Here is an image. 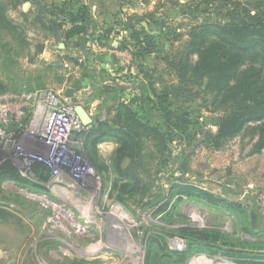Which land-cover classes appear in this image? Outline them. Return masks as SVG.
<instances>
[{
    "label": "rangeland",
    "instance_id": "obj_1",
    "mask_svg": "<svg viewBox=\"0 0 264 264\" xmlns=\"http://www.w3.org/2000/svg\"><path fill=\"white\" fill-rule=\"evenodd\" d=\"M1 1L7 18L4 23L0 21V93L22 95L25 115L36 105L35 99L40 94L50 91L57 92L71 106H84L95 120L112 121L121 96L131 100L143 91L147 99L145 109L154 120L160 121L161 112L172 109L184 122L173 131L172 168L159 164L155 153L154 158L148 159L144 173L145 176L150 172L151 176H145L144 187L135 195L121 193L113 164L118 148L114 141L98 146L97 153L107 169L97 170L83 156L81 165L86 173L78 169L76 177L71 173L72 161L69 168L62 167L58 178L39 175L32 169L33 164L20 171L15 162L28 182L6 181L0 187V264H239L219 254L197 250L178 259L171 250L187 248L183 234L186 228L208 231L218 237L217 243L222 247L262 254L251 255L255 261L246 264H264L260 214L264 206L258 198L264 192V149L250 153L252 139L248 132L229 140L220 149L208 145L207 139L215 131L216 114L206 108L203 88L195 87L165 102L156 99L138 75L136 44L129 39L127 29L134 25L154 41L156 50L138 61L149 70L158 68L159 76L165 66L159 55L181 43L175 41L179 33L183 40L187 39L185 32L192 18L203 19L209 13L229 17L233 9L218 11L197 4V0H90L92 33L85 39L77 35L67 39L65 33L43 28L35 20L40 19L38 8L54 0H30L18 5L15 0ZM156 9L153 18L142 21L145 13ZM46 16L56 14L48 11ZM117 29L123 33L118 35ZM115 50L130 51L132 64L127 68L119 66L122 56ZM106 53L110 55L109 63ZM93 55L100 58L92 59ZM118 70L126 75L118 78ZM105 81H112L113 85L103 87ZM116 84L126 86L124 93L116 89ZM68 88L73 89L72 95L66 94ZM152 99L156 102L150 103ZM25 118L13 119L3 126L6 134L28 146L30 137L25 131L31 114ZM185 155L188 157L181 168L178 156ZM8 159L1 158L0 166ZM123 164L127 166L129 160L125 159ZM176 176L243 207L230 211L213 207L202 199L185 198L167 214L155 213L148 194L151 190L165 193ZM151 236L160 238L162 246L149 257Z\"/></svg>",
    "mask_w": 264,
    "mask_h": 264
},
{
    "label": "trees",
    "instance_id": "obj_2",
    "mask_svg": "<svg viewBox=\"0 0 264 264\" xmlns=\"http://www.w3.org/2000/svg\"><path fill=\"white\" fill-rule=\"evenodd\" d=\"M27 1L30 0H15V5ZM197 2L218 11H233L229 17L220 13H209L203 19L198 16L192 18L187 25L188 31L185 32L187 39L183 40L182 33H179L175 41L181 43L164 55H159L165 64L159 76L156 75L158 68L149 70L143 62L138 61L156 50L154 41L147 35H142L141 30L136 29L134 25L128 26L129 39L136 44L134 57L138 75L149 92L164 102L170 97H180L195 87L203 88L205 106L216 114L213 121L215 131L207 139V144L220 149L229 140L248 132L252 139L250 153H260L264 149V0ZM90 8V0H62L59 3L54 0L50 5L38 8L37 15L40 19L36 17L35 20L39 21L43 28L65 33L67 39L76 35L85 39L94 28ZM195 10L197 8L191 9L192 12ZM48 11H53L56 16L47 17ZM156 11L157 9L145 13L142 21L153 18ZM5 12V5L0 0L1 23L6 21ZM45 20L48 23H45ZM125 88L123 84H116V89L122 93ZM135 96L136 98L131 100L122 96L119 98L112 121L93 119L91 126L82 131H74L71 135L72 140L79 141L78 151L100 171L108 167L97 153L99 144L105 141L116 142L118 148L113 164L120 181L119 187L122 194L131 195L138 194V190L144 187L142 183L145 176H151L150 172L145 176L144 173L148 159L154 158L155 153L160 159L159 164L172 168L170 160L173 131L179 129L184 122L172 109L161 112L160 121L154 120L145 109L146 94L141 91ZM149 102L154 103L156 100ZM151 147L152 150H149ZM187 157L188 155L178 156V159L182 160L181 168L184 167L183 161ZM125 159L129 160L127 166L123 164ZM32 169L42 176L51 174L49 167L42 163H34ZM6 181L21 184L28 182L10 159L0 166V187ZM172 182L165 193L151 190L148 194L154 203L155 213L167 214L185 198L202 199L213 207H223L230 211L243 207L241 203L216 195L182 177L176 176ZM173 198L175 199L172 206ZM183 234L188 241L187 248L182 251L171 250L178 259L190 256L195 250L219 254L239 264L255 261L252 256H263L233 247H222L217 243L218 237L210 235L206 230L186 228ZM161 246L160 238L151 236L148 256ZM167 248L166 246L165 250Z\"/></svg>",
    "mask_w": 264,
    "mask_h": 264
},
{
    "label": "built area",
    "instance_id": "obj_3",
    "mask_svg": "<svg viewBox=\"0 0 264 264\" xmlns=\"http://www.w3.org/2000/svg\"><path fill=\"white\" fill-rule=\"evenodd\" d=\"M128 52L114 51L122 56L121 67L127 68L132 64L133 56ZM24 99L22 95L0 93V159L9 157L14 164L18 163L20 171L23 168L28 170L34 163H42L49 167L54 178L59 177L63 166H71L70 161L74 163L72 176H77L75 172L78 169L80 173H86L81 165L83 155L78 151L79 141L71 138L74 131H82L86 127L76 114L75 107L63 101L57 92L40 94L33 109L26 112V115L31 114L28 130L25 131L30 137L28 146L21 144L12 134H6L4 124L12 123L13 119H26ZM258 198L264 206V192L258 194Z\"/></svg>",
    "mask_w": 264,
    "mask_h": 264
},
{
    "label": "water",
    "instance_id": "obj_4",
    "mask_svg": "<svg viewBox=\"0 0 264 264\" xmlns=\"http://www.w3.org/2000/svg\"><path fill=\"white\" fill-rule=\"evenodd\" d=\"M143 25L145 26L146 30H149V27H148V25H147V23L145 21L143 22ZM66 94L67 95H72L73 94V89L72 88H68L66 90ZM75 111H76V114L78 115L80 121L82 122V124L85 127H89V126L92 125V123H93V117L90 114V112L84 106H82V105H76L75 106Z\"/></svg>",
    "mask_w": 264,
    "mask_h": 264
},
{
    "label": "crops",
    "instance_id": "obj_5",
    "mask_svg": "<svg viewBox=\"0 0 264 264\" xmlns=\"http://www.w3.org/2000/svg\"><path fill=\"white\" fill-rule=\"evenodd\" d=\"M115 32H117V34L119 35L121 31L117 29V30H115ZM121 33H123V32H121ZM93 50H94V52H97V51H95V49H93ZM93 57H94L95 59L100 58L99 55H93V56H92V59H94ZM108 57H109V58H108ZM119 58H120V57H119ZM119 58H117L118 61H116V63H117V62L119 63ZM105 59H107V60H106V63H109V62H110V60H109V59H110V55L106 53V58H105ZM106 63H104V67L107 68L108 71H112V69H110L109 66L105 65ZM108 65H109V64H108ZM116 65H118V64H116ZM119 66H120V65H119ZM119 66H118V68H119ZM111 68H112V67H111ZM120 71H121V73H120ZM132 73H133V72H132ZM122 74H125L123 70H118V71H117V76H118V78H119L120 76H122ZM102 85H103V87H108L109 85L112 86V85H113V82H112V81H105V82H103ZM111 99H113V98L111 97ZM260 214H262V220H261L262 223H261V224H262V226H263V228H264V210L261 211Z\"/></svg>",
    "mask_w": 264,
    "mask_h": 264
}]
</instances>
